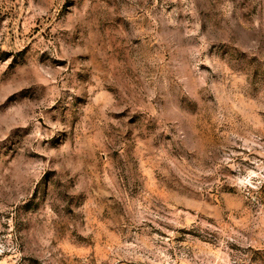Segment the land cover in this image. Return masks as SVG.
I'll use <instances>...</instances> for the list:
<instances>
[{
	"label": "rangeland",
	"instance_id": "obj_1",
	"mask_svg": "<svg viewBox=\"0 0 264 264\" xmlns=\"http://www.w3.org/2000/svg\"><path fill=\"white\" fill-rule=\"evenodd\" d=\"M0 264H264V0H0Z\"/></svg>",
	"mask_w": 264,
	"mask_h": 264
}]
</instances>
